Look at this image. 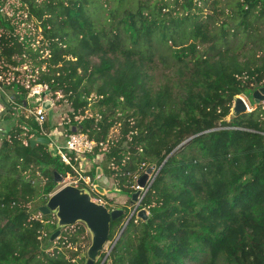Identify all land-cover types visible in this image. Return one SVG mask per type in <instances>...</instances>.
Wrapping results in <instances>:
<instances>
[{
    "label": "trees",
    "instance_id": "16d2710c",
    "mask_svg": "<svg viewBox=\"0 0 264 264\" xmlns=\"http://www.w3.org/2000/svg\"><path fill=\"white\" fill-rule=\"evenodd\" d=\"M206 1L10 3L9 12L37 22L41 47L22 42L0 16V87L24 107L28 90L18 68L32 61L31 75L38 76L31 84L47 86L52 99L61 92L76 113H84L95 93L97 112L67 133L104 142L95 154L106 157L114 188L123 194L132 197L146 168L158 167L138 209L148 219L131 220L104 264H264V110L254 105L235 116L240 124L222 123L238 96L264 86V0H234L231 21L219 29L200 20ZM156 61L176 68L177 80L171 75L152 87ZM7 106L3 119L14 115L18 125L0 140V264H86L85 229L78 225L54 244L62 229L53 215L39 216L33 207L48 202L58 186L55 173L77 174L50 144L32 146L40 126ZM114 120L125 137L117 146L107 141ZM44 129L55 130L47 120ZM127 141L130 151L118 148ZM120 222H111L109 240Z\"/></svg>",
    "mask_w": 264,
    "mask_h": 264
},
{
    "label": "rangeland",
    "instance_id": "374dc122",
    "mask_svg": "<svg viewBox=\"0 0 264 264\" xmlns=\"http://www.w3.org/2000/svg\"><path fill=\"white\" fill-rule=\"evenodd\" d=\"M216 1L219 3L216 4L215 3ZM233 1L234 0H207L205 3H202V5H201L202 12L198 13L200 15V20L208 21V23L211 24L212 29H219V27L222 25V23L224 21H231V17H232L231 12H232V8H233L232 2ZM10 3H16V0H6L3 3L2 10L0 9V16H1L2 20L10 22L9 25L7 26V29L13 28L15 31L14 32L15 35L19 36L22 39V42L25 39H27L28 41H32L31 43L33 46L41 47L43 45L42 36H41V29H39L37 32V27H36L37 22L34 19L29 20L27 13H24V18H23V16H21V13L15 14L13 12H9V7L11 6ZM22 19H26L28 23H25V24L20 23V21ZM230 39H231V43L234 44L233 46L237 47L238 44H235V40L232 38H230ZM223 46L224 45L222 44L220 47H223ZM47 54H48V52H46L45 57ZM45 57H43V58H45ZM32 68H34L32 61H27L22 66H20L18 68V71L20 73L19 80H20V82L24 83V85H27L26 83L30 79V76L32 73ZM42 70H45V66H43ZM149 74L151 76V83L150 84L155 89H158L160 86L165 84L171 75H173V77H172L173 81L177 80V77H178L176 68H173V67L171 68V67H169L168 64L165 65V64H162L161 62H158V61L155 62L154 69L151 70L149 72ZM32 75H34V78L37 79L38 71H35V73ZM12 78L13 77L10 76L8 79H6L7 83H10V85L13 84ZM262 87H264V86L250 88V89L244 91V93H242L240 95V97L244 98L246 100V102L248 103V105L250 106L251 112H253L256 109V107L254 106L256 104L253 100L252 95L255 91L259 90ZM48 98L49 99L51 98L50 94H49ZM58 99H52L51 100L53 103V107L50 111L47 112V121L49 122V127L52 128L53 130L55 129L54 131H56L59 134L58 139H56V141L54 140L55 144L54 145H53V143L50 144L51 149L54 152H56L55 145L63 143V138L66 135H68V133H67L68 127H71L73 125V122L82 123L87 117L90 118L92 115H94L97 112V110L94 109L95 93H92L90 95V99H89L90 104L87 107V109L84 111V113L81 112L82 110H79V112L76 113L74 108L72 107V105L67 102L66 98H64V96L61 94V92H59ZM10 104L19 109L18 111H15L16 117H18L19 115H21L24 112L26 113V111L21 107V105L18 101L13 99ZM259 106L261 107L262 110H264V102L260 103ZM251 112H247V114H249ZM232 114H233V110H231V115ZM231 115L229 118L225 119L222 123H224L225 121L226 122H233V121L236 122L235 118H231ZM13 116L10 115L9 118L6 119L7 121H9L11 126L6 129L5 133H7V131H9L10 129H12L18 125V123H16L14 121L15 119ZM117 118L119 120L118 119H116V120L120 121V115H117ZM116 120H114V121L116 122ZM240 123H241V121L236 122V124H240ZM121 125H122L121 122H116L112 126V128H110L109 137L107 139V141L114 142V144L116 146L121 142V140H123L125 138L123 136V133H122V126ZM2 137L3 136L0 135V140L2 139ZM128 143H129V141L124 142V143H122V146H119L118 148L125 150V151H130ZM69 156L71 157V159L74 157L73 155H71V153L69 154ZM105 162H106V157H104L103 155H101L99 159L96 155L95 156H91V155L88 156L87 155V156H83L82 159H80L77 163H74L75 169L77 171L83 172L82 175H84V176L86 174L90 175L91 171L93 172L94 170H97L98 168L101 169L102 173L105 175V179L103 182H97V184L100 185V187H102L104 189L103 194L99 195L97 189H96L97 192H95V194H93L87 188H83L82 182L79 181V177L78 176H76V177L72 176L70 173H66V174L62 175L64 177L63 181L61 183H58V186L55 188V191L52 193V194H54L55 192H57L58 190H60L61 188L65 187V186H76V187H79L81 190H88L89 191L88 192L89 197L94 201H95V199L102 198V200L107 203L105 205V207L109 210V212H111L113 210H117V209L123 210V216L121 218L120 225H119L118 229L116 230L117 233H116L115 237L112 240H108L104 249L97 255L95 264H102V262L109 255L114 242L118 239V237H120V233H121L124 225L126 224L130 215H132V213L134 212L136 205H137L136 202L132 201V197H129V196L123 194L121 191H118L117 188H114L115 187L114 181L112 180V178H114V177H113V175H111V171H112L111 166H110V164H107ZM150 168L153 170V172H152V174L148 180L147 186L154 180V176H155L156 172L158 171V167L156 165H154ZM106 169L108 170V172L105 171ZM147 170H148V168H146L144 173H146ZM94 176H96V174ZM86 177H88V176H86ZM89 178L91 180H93L94 177L89 176ZM44 179L46 180L45 177H44ZM136 187H137V182H136V186L134 188L135 192L138 191ZM105 189H106V191H105ZM145 191H146V188L141 193V195L138 199L139 201L142 200V197L144 196ZM44 205L45 204H41L39 201H37L33 207H41ZM137 211H140V210H137ZM50 215H53L54 221L57 222V227H60L59 226V219L57 218L56 214L52 213ZM39 216H43V215H41V213H40ZM46 216H49V215H46ZM134 218L139 219L137 217V213L134 214L133 219ZM78 225L85 229V235H84L85 239L83 237L81 239L88 241V243L83 244V245L87 246V248H85V250L87 252V250H89L90 244H92L93 233H92V231H90L88 229V227L85 223L77 222L74 225L60 227L62 229L60 236L62 234L66 235V234L74 232L76 226H78ZM86 238H88V239H86ZM58 239H59V237L56 238L52 243H54V242L57 243ZM51 247L48 249V251H53L55 249V246L52 245ZM62 251L67 256L71 255V253L67 252L66 250H62ZM86 252L81 255V257L84 261L86 260V258H84V257L87 256ZM106 264H112V263L109 260Z\"/></svg>",
    "mask_w": 264,
    "mask_h": 264
},
{
    "label": "water",
    "instance_id": "95a60500",
    "mask_svg": "<svg viewBox=\"0 0 264 264\" xmlns=\"http://www.w3.org/2000/svg\"><path fill=\"white\" fill-rule=\"evenodd\" d=\"M48 95L49 93L47 92L45 93L44 97ZM252 97L256 105L263 103L264 87L255 91ZM52 107H53V103L51 100L47 99L43 101L42 103L43 112L50 111ZM247 112L248 110L242 97L238 96L235 99L233 114L231 115V118H235L236 115L244 114ZM38 143L49 145L50 140L47 139L46 137H39L37 139L30 141V144L32 146H35ZM185 143L186 142L182 144ZM182 144L180 146H182ZM175 151H173L171 154H174ZM152 172L153 170L151 168L148 169L147 172L143 176H141L137 181V185L140 189L132 195V201L136 202L137 205L134 212L132 213V215H130L126 224L124 225L120 233V237L123 235L124 231L128 227L131 220L133 219L135 213H137V217L139 219H142L144 221H146L149 217V214L145 209H142L140 211L137 210L139 209L141 203V201H139L138 199L142 193V190L146 188V191L144 193L145 196L147 190L149 189L150 185L153 182L152 181L147 186L148 180ZM101 173H102L101 169L98 168L97 175H101ZM157 173L158 171L156 172V174ZM55 176H56L55 181L57 183H61L63 181V177L58 173H55ZM97 190L100 191L101 194L104 193V189L101 187H97ZM88 192H89L88 190H81L76 186H65L60 190H58L57 192H55L54 194H52L46 205L39 207V212L43 216L55 213L57 218L59 219L60 227L74 225L77 222L85 223L88 229L93 233L92 245L88 251V259L86 264H95L97 255L104 249L106 243L109 240L111 222L122 218L123 210L117 209L109 212V210L104 205L98 204L97 202L92 200L89 197ZM60 233H61L60 231H56V233H54L51 238L52 241H54L60 235ZM120 237H118V239ZM106 259L102 262V264L105 263Z\"/></svg>",
    "mask_w": 264,
    "mask_h": 264
},
{
    "label": "built area",
    "instance_id": "2783aa9c",
    "mask_svg": "<svg viewBox=\"0 0 264 264\" xmlns=\"http://www.w3.org/2000/svg\"><path fill=\"white\" fill-rule=\"evenodd\" d=\"M31 82H35V78L33 75L30 76L29 81L26 83L27 85H25V89L28 90L27 100H32V99L34 101L36 100L38 104L35 107L31 105L29 106L26 105L24 107L22 106L21 107L26 111L27 116L33 117L40 126V132L42 133L41 137H46L47 139L50 140L49 144L53 143L54 145L55 144L54 140L56 141V139H58L59 134L56 131L49 133L44 129V123L47 120V112L42 111L43 101L47 99L50 100L48 98L49 95L44 97L45 93L48 92V88L47 86L41 84L32 85ZM242 99L247 107L248 112H251L250 106L248 105L246 100L244 98ZM97 145L101 146L102 148L105 147L103 141L97 143L96 141L92 140L87 134L79 133L77 131H74L73 133L66 135L63 138L62 144L55 145L56 153L60 156L63 163L66 164L67 166H70L74 170V172L79 177V181L83 182L86 188L93 194L97 192L96 191L97 187H100V185H98L97 182H103L105 178L104 177L102 178V175L96 174L93 180H91L89 176L86 177L82 175L83 172L77 171L74 167V163H77L80 159H82L83 156H87V155L88 156L96 155L99 159L102 154H95ZM70 153L71 155L74 156L72 159L69 156ZM136 188L137 190L140 189L138 185ZM95 202H97L98 204H102L104 206L107 204L105 201L102 200V198L95 199Z\"/></svg>",
    "mask_w": 264,
    "mask_h": 264
},
{
    "label": "crops",
    "instance_id": "0c3cea01",
    "mask_svg": "<svg viewBox=\"0 0 264 264\" xmlns=\"http://www.w3.org/2000/svg\"><path fill=\"white\" fill-rule=\"evenodd\" d=\"M13 99L18 101L19 97L13 91L7 90L3 87H0V135H2V136L5 134L6 129L11 126L9 121H7L3 118L8 113L9 107L7 106V104L11 103ZM26 103H27L26 104L27 106L33 105L34 107L38 104V102L36 100L35 101L34 100H27ZM26 105H24V106H26ZM101 175H102V178L103 177L105 178V175L103 173H101Z\"/></svg>",
    "mask_w": 264,
    "mask_h": 264
},
{
    "label": "bare ground",
    "instance_id": "6f19581e",
    "mask_svg": "<svg viewBox=\"0 0 264 264\" xmlns=\"http://www.w3.org/2000/svg\"><path fill=\"white\" fill-rule=\"evenodd\" d=\"M151 176V175H150Z\"/></svg>",
    "mask_w": 264,
    "mask_h": 264
}]
</instances>
